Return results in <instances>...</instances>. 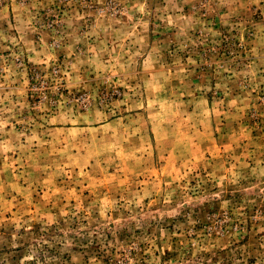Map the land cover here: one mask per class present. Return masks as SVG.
<instances>
[{
	"label": "rangeland",
	"instance_id": "374dc122",
	"mask_svg": "<svg viewBox=\"0 0 264 264\" xmlns=\"http://www.w3.org/2000/svg\"><path fill=\"white\" fill-rule=\"evenodd\" d=\"M0 264H264V0H0Z\"/></svg>",
	"mask_w": 264,
	"mask_h": 264
}]
</instances>
